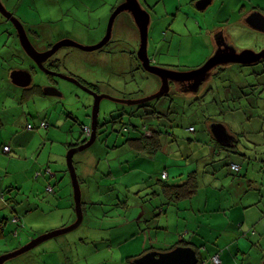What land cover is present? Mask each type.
Here are the masks:
<instances>
[{
  "label": "rangeland",
  "instance_id": "1",
  "mask_svg": "<svg viewBox=\"0 0 264 264\" xmlns=\"http://www.w3.org/2000/svg\"><path fill=\"white\" fill-rule=\"evenodd\" d=\"M121 2L122 0H25L16 3L17 7L12 4L11 12L25 25L35 46L43 50L63 38L77 39L83 45L98 43L106 34L111 8L117 7ZM141 2L152 17L149 56L154 66L187 71L206 62L211 50L193 35L202 25L200 21L202 19L195 15L197 3L193 1L190 3V0H141ZM32 5L35 8L32 9ZM192 6V9L188 8ZM214 8L210 6L207 14L215 11ZM125 16L127 15L122 14L115 22L112 39L103 49L85 52L75 47L62 48L60 52L67 53L68 57L63 64L56 66V70L81 79L99 93L111 97L137 99L150 95L158 83V78L147 73L140 65L137 59L139 43L134 45L130 40L129 28L121 29L124 33L119 34L118 25ZM36 20L40 21L39 24H35ZM5 21L8 22L0 14V25ZM41 24L50 27V31L44 29ZM3 30L0 29V34ZM34 31L38 32L39 36L41 34L40 42L35 39ZM189 31L192 32L191 36H184ZM44 32L50 35L46 39V44L43 41ZM254 41L250 38L244 46L250 48L255 46L252 49L257 51L264 49V41L260 40L259 45ZM156 42L160 48L154 52ZM17 43L20 45L19 41ZM19 49L20 51L14 52L13 57L9 59L5 52L0 51V217L8 220L4 226V237L0 240V255L24 246L41 234L70 225L67 207L69 205L73 207L74 198L67 166L69 149L65 144V135L58 131L69 134L70 140L79 138L83 125H91L94 102L90 94L66 79L55 77L52 78L56 80L55 82L50 81L49 77L33 65L20 47ZM60 56L57 58L61 59ZM6 66L8 69L33 66L31 70L34 71V83L41 85V96H32L24 105H20L22 89L8 79ZM229 71L231 78L226 81H209L213 90L203 99L196 100L193 95L177 92L175 98L165 96L153 101V106L146 110L148 113L156 111L158 116H161L159 119H155L153 114L140 117L138 114L143 110L136 111L132 105L103 100L100 122L115 120L110 125L109 132L112 134L106 144L108 146L117 144L121 147L103 145L101 139L95 146L76 157L78 161L88 157L90 150L99 152L98 158L101 161L97 172L100 175H97L95 180L103 178L101 179L103 185L117 183L115 186L119 189L117 193L121 195V202L126 200L125 192L129 191L140 192L139 200L151 198L146 194L149 189L143 190L140 187L160 188L159 183L164 171L169 173L167 180L169 183H179L190 172L199 171L197 200L181 202L178 207L181 224H177L175 216L178 209L170 207L167 217L150 220L151 227L156 230L149 229L146 234L131 236L137 227L130 221L121 227H114L118 219H133L138 214L135 200L137 195L133 194L127 199L128 208L125 209L122 206H111L119 203L118 198H114L115 191L105 193L103 189L98 196L94 193L89 195L93 203L104 202L103 208L98 212L100 215H97L91 226L83 224L77 230L51 239L6 264H132L131 257L149 246L155 249L163 245L170 247L180 242L178 238L181 236L183 239L182 235H186L187 232L189 235L185 239L190 242L191 236L199 230L201 232L198 234L203 236L204 229L209 237L196 238L201 242L198 246L209 245L210 241L218 239L217 235L220 237L225 230L230 231L229 235L235 236V239L236 236L244 237L254 244L251 256L245 260L240 258L225 260L223 257L224 264H250L255 262V259H258L257 264H262L264 232L260 227L264 225V201L249 207L247 212L250 215L244 221V214L234 207L230 210L233 211L232 214L228 211L230 219L226 216L224 220H218L226 226L215 223L217 218L221 217L218 214L222 213L219 200L209 208L213 210L212 213H207L208 210L204 206L199 208L200 194L209 187L219 189L215 190L217 192L215 196L220 198L221 202L225 201V208L234 206L233 202L240 199L238 193L248 189L250 182L251 196L258 194L255 184L258 183L259 188L264 186V62L249 66L232 65ZM239 72L242 76L237 74ZM150 79L154 80L153 88L149 86ZM48 81L59 83L62 97L44 94L43 86ZM131 113L132 116L128 115ZM122 114L124 117H120ZM44 122L49 123V127L41 126ZM215 123L227 125L235 137L240 136L238 144L240 154L224 152L233 156V163L241 167L236 173L231 171L229 164H224L225 156L215 153L217 140L213 138L211 130L212 124ZM142 124L161 129L162 149L157 154L141 155L136 158L134 154L127 152L124 143L129 137L138 136V131L132 129L131 125L141 128ZM29 125L34 129H30ZM124 126L130 130L124 132ZM5 144L11 146V153L4 152ZM214 147L216 155L213 154ZM211 158L214 163L211 162ZM221 160L225 166L219 175L210 174L211 178L201 173L204 171L202 168H207L206 172H214L215 166L220 164ZM208 163L210 165L206 167ZM47 166L59 174L57 179L51 180L57 188V194L51 199L54 200V205L58 206L59 202L61 206L53 211L48 209L51 199L43 183V179L48 175L43 174L39 180L34 178L36 172L42 170L41 167ZM76 167L80 173V165ZM236 179L242 181L236 183L234 182ZM135 183L138 188H127ZM63 184H66V188ZM2 194L6 198L17 200V204L12 203L15 210L12 206H4ZM254 199L246 197L243 202ZM36 204L39 205V210L29 212L34 213V217L25 218L29 208H36ZM160 204L159 200L153 199L152 204L147 202L146 206L153 210L154 206ZM192 205L197 213L192 211ZM216 207L217 210H214ZM17 214L24 216L18 225L13 222ZM198 222L205 227L201 228ZM229 235L222 237L227 244L225 247L227 250L235 244L234 238L228 239ZM210 260L209 257L206 264H215Z\"/></svg>",
  "mask_w": 264,
  "mask_h": 264
},
{
  "label": "water",
  "instance_id": "2",
  "mask_svg": "<svg viewBox=\"0 0 264 264\" xmlns=\"http://www.w3.org/2000/svg\"><path fill=\"white\" fill-rule=\"evenodd\" d=\"M201 1L202 2L199 3L202 5H198V7L200 9H205L211 0ZM0 14L7 21L13 24L17 31L21 49L26 54L28 59L33 63V65H36L40 72L44 73L47 77L53 76L68 80L81 87L94 99L91 115L92 120L90 125L92 134L86 142L80 146L70 148L67 153L68 172L70 174L73 188L74 210L76 215L75 221L66 227L41 234L31 239L24 246L17 248L12 252L1 254L0 264H6L8 261L30 252L41 244L59 236L71 233L83 225L85 220V213L83 209V190L79 180L77 168L75 166L74 157L76 154H79L92 147L96 142L98 137V126L100 123V110L103 100L107 99L116 103L132 106L148 103L168 94L171 90V83H177V85L181 86L182 82L190 79V81H193V85L196 87L195 91H197L204 82L210 79L214 70L218 67H231L232 65L237 64L249 66L264 62V49L260 51L251 48L238 50L235 46L223 39L220 43H218V47L215 52L206 60L203 65L199 66L198 68L180 71L158 65L154 66L149 56L150 26L152 17L150 12L143 6L141 0H122V2L113 10L108 21L106 34L98 43L92 45H83L70 38H63L45 50H40L35 46L25 25L6 7L2 0H0ZM122 14L127 16L129 15L133 24L139 31L140 41L137 51V59L147 73L157 77L160 81L161 86L156 93L141 99H122L111 97L107 94L95 92L88 86L84 85L78 78L53 71L46 65V63L50 59L55 58L59 50L64 47H75L85 52H93L106 47L112 39L115 22H117L118 18ZM247 21L255 28L264 31L263 13L254 12L248 17ZM10 80L15 86L22 89L29 88L35 84L34 74L31 68L14 69L10 74ZM43 89L44 94L47 96H63L62 92L57 86L44 85ZM211 130L217 141L224 144L234 142L235 137L230 134L224 124H212ZM198 262V253L192 246H177L168 251L153 250L135 259V264H198ZM262 264H264V260Z\"/></svg>",
  "mask_w": 264,
  "mask_h": 264
},
{
  "label": "crops",
  "instance_id": "3",
  "mask_svg": "<svg viewBox=\"0 0 264 264\" xmlns=\"http://www.w3.org/2000/svg\"><path fill=\"white\" fill-rule=\"evenodd\" d=\"M2 1L6 5V7L11 11L12 4H14V6L16 5V7H17L16 3L24 2L25 0H20V1L18 0V2H17V0H2ZM192 1L197 3V7H198V5H200V6L202 5V4H200L202 2L201 0H190V3ZM210 6H214L215 7L214 8L215 11L212 10V12L208 15L207 11H208ZM197 7H195L196 8L195 15L198 18L200 17L199 19H202V20H200L202 25L199 26V31H198L199 34L197 32L196 34H193V35H195L196 39L197 38L200 39L204 43V46L206 48L211 50V55L217 49L218 43H220L223 39H225L231 45L235 46L238 50L250 48L249 46H244V44H247L249 42L250 38L254 39L256 41V42L255 41L254 42L256 44H258V45L260 44V40L264 41V31L255 28L253 25H251L247 21L248 17L251 14H253L254 12H261V13L264 14V0H211L210 3L208 4V6L205 9H200L199 7L198 8ZM33 8H35L34 5H32V9ZM188 8L192 9L193 6L192 7H188ZM114 9L115 8L113 6L111 8L110 14H112ZM198 15H201V16H198ZM124 19H122L121 23H119V25H118V31L120 30L119 34H123L124 33V31H122L121 29H125L126 27H128L129 28L130 40L133 42L134 45H136L140 41L139 31H138L137 27L133 24V22H132V20H131L129 15L125 16ZM124 21H126V22H124ZM34 22H35V24H39L40 21L36 20ZM10 23L11 22H9V21L8 22L5 21L2 25H0V29L1 28L4 29L3 32L0 34V41L2 40V42H0V51H2V53L5 52L6 53L5 56L8 59L13 57L14 52L18 53L20 51V49H19L20 45H18V43H17V41H19V40H17V38H18L17 31H16V29L13 26H10L11 25ZM37 26H39V25H37ZM41 26L44 29H47L48 32L50 31V27H47V26L42 25V24H41ZM48 32L47 33L44 32V36H45V38L43 39V41H45L44 44H46V39H48V37H50V35H48ZM191 33L192 32L189 31V33L185 34L184 36H191L190 35ZM33 35H34L35 39H37L40 42L41 34L39 36V33L34 31ZM157 42L155 43V46H154V52L157 51L160 48V46L158 45ZM238 45L242 46L244 48L239 47ZM137 46H139V45H137ZM46 48L47 47H45L44 49H46ZM252 48H255V46L251 47V49ZM152 58L154 59V53L152 55ZM14 69H16V68L8 69L7 66L5 68V70L8 71V79L9 80H10V74H11V72ZM237 74L242 76V73L240 74V72L237 73ZM47 83H49V81ZM21 91L22 92H21V97H20V105H24V103L27 102L28 100H30V98L27 97L26 92H25L24 89H22ZM33 95H34V97H39V96H41V93L38 92L36 94L34 92ZM225 126L227 127V125H225ZM48 127H49V125H48ZM227 129L230 132V134L233 135V133L229 130L228 127H227ZM58 132L61 135H65L66 142L68 140H70V135L69 134H64L61 131H58ZM66 136H67V138H66ZM212 136H213L214 139H216L214 137L213 133H212ZM236 138L239 139L238 136L235 137V139ZM239 142H240V140H239ZM233 143L234 142L226 144V145H232ZM5 146H9L11 148V146L9 144H7V145L5 144L4 147ZM11 150H12V148H11ZM5 153H7V152H5ZM222 155L225 156L224 159L226 160V161H224L225 162L224 164H226L228 162L233 163V161H232V157L233 156H231L229 154H224V153ZM224 164H223V160H221L220 164H217L215 166L214 172H205L204 174L208 175L211 178H212V176L210 174H212L213 176L219 175L218 173H220V171H221V169H222ZM43 168L44 167H41V169H43ZM41 169H39V170H41ZM53 171L55 172V177L53 179H57L59 177L58 171H56L55 169H53ZM44 179H47V177L44 178ZM44 179H43V183L45 184V187H46V185L48 183ZM259 182L262 183L263 181H259ZM255 185H256V188H259V184L258 183L255 184ZM63 186H65V188H66V184L65 185L63 184ZM215 190L218 191L219 189H217L215 187H213V188L209 187L207 189V191H205L203 194L202 193L200 194V197H199V208L201 209V207L204 206V208H206V210H208L207 213L208 212H213V210H210L209 208L211 207V205L216 204L217 200H219L220 210H224V209L231 210V209H233L235 207L237 211L242 212L244 214V216H243V221H244V220L247 219L248 215H250L247 212V209L250 206H252V205L254 206L257 203V200H258L257 199L258 195L247 196L246 193H244V192L241 193L240 192V193H238V195L239 196L242 195V198L243 197L244 198H246V197H249V198L254 197L255 199L254 200H249L248 202H243V200L240 199V201L238 203H236L233 200L234 201L233 202L234 206H229V207H225L224 208L225 201L222 200V202H221V199L218 198L217 196H215L216 193H217V192H215ZM100 193L101 192L98 191V192H95L94 194H100ZM261 194L263 195V198L259 202L264 201V186L261 187ZM89 195H90V192L87 191L86 192V197H85V194H84L83 198L86 199V202H88L90 204L91 200L89 199ZM51 197H53V196L50 195V199H51ZM50 201H51V205L48 206L49 211H53V210H55V208L61 206V205H59V202L57 203L58 206L54 205V200L53 199H51ZM36 206H37L36 208H29L28 214H27V216L25 218L34 217L33 216L34 213L30 214L29 212H33V211L36 212L37 210H39V205L36 204ZM67 209H68L67 218L69 220L68 222L71 224V223H73L75 221V215L73 213V207H71L69 205L67 207ZM214 210H217V207ZM230 213L232 214L233 211H231ZM230 213L228 212L229 219H230ZM168 214H169V210H168L167 213H162L161 212V215L157 219L164 218V216L167 217ZM218 215L221 216V217L220 218L218 217L215 223H221L222 224V222H219L218 220L219 219L224 220V218H225L224 215L225 214L221 213V214H218ZM175 216L177 217V224H181L180 210L176 212ZM23 218H24V216H23ZM263 218H264V216H263ZM192 220H193V218H192ZM120 223H121V221L119 222L117 220V223H116L114 228L118 227V225ZM122 225H123V223H122ZM198 225H200L201 228L205 227V226L203 227V225L200 224L199 222H198ZM214 226L215 225H213V227ZM222 226H226V225L222 224ZM260 228L264 232V225L261 226ZM199 232H201V230L197 231V233H195V234H193L191 236L190 242L194 244L192 247L196 248V250L198 251L200 257H202L204 260L205 259L207 260L212 255L214 256L216 254H220L221 259H222V264H224L223 257L225 258V260H227V259L228 260H237L238 258L245 260L248 256H251V254H252L251 251L254 248V244L251 242V240L246 239L244 237H240V236H236V239H235L234 238L235 236H230L229 234L231 232L227 231V230H225L220 237L217 235L218 239L216 238V239H214V241H210L209 245H205V246L204 245H200V246H198V243L201 244V242L196 240V238L203 239L204 237L208 236L206 234L205 229L203 230V236L204 237L201 236L200 234H198ZM178 234L181 235V233H178ZM185 234L186 235H182L183 239H181V236H180V238H178V237L177 238L180 239V240H186L185 238L189 235V232H187ZM138 235H143V234L142 233H140V234L138 233ZM226 235H229L228 239H231V238L235 239V244H233L232 247H230L231 251L227 250L225 248L227 244L224 242L222 237L226 236ZM213 243H214V245H213ZM151 247H153V246H151ZM151 247L149 246L146 249H149ZM168 248H169V245H163L161 247H158L157 249H155V247H154V249H152L151 251H153V250L168 251V250H166ZM146 249H144V250H146ZM144 250H142L140 253H138V254H136L134 256H137L136 258L141 257L142 255L147 253V252H144ZM262 260H264V258ZM257 263H258V259H255V262L250 263V264H257ZM262 263H263V261H262Z\"/></svg>",
  "mask_w": 264,
  "mask_h": 264
},
{
  "label": "trees",
  "instance_id": "4",
  "mask_svg": "<svg viewBox=\"0 0 264 264\" xmlns=\"http://www.w3.org/2000/svg\"><path fill=\"white\" fill-rule=\"evenodd\" d=\"M17 40H19V39L17 38ZM51 46L52 45L50 44L48 46V48H50ZM32 72H34V71H32ZM81 82H83V84H86L84 81H81ZM24 90L26 92L27 97L31 99V97L34 96L33 95L34 92L36 94L38 92H40L41 85L34 84L31 87L26 88ZM31 91H32V93H31ZM173 98H175V96H173ZM159 99H157V100H159ZM154 101H156V100H154ZM151 104H152V102H150L146 105H142L140 107H137L136 111L143 110V112L138 114V115L140 117L144 118L148 115L153 114L155 119L161 118V116H158V113L156 111H152L151 113H148V110H146L145 107L148 108L150 106H153V104L152 105ZM128 115L132 116L133 113L128 114ZM120 117H124V114L120 115ZM114 122H115V120L112 119V120L105 121L103 123H101V122L99 123L98 132H97L98 137H97L96 142L93 144V146H95V144H97V142L101 139H102L101 141L103 142V145L108 146L106 143H107V140L109 139L110 135L112 134V132H109L110 128H111L110 125L113 124ZM29 126H32V125H29ZM141 126L142 127L140 128L139 126H136V125L132 126L131 125L132 129H135V131H138V136L136 138L129 137L124 143L127 147L126 148L127 152L130 153L131 155L134 154L136 158L138 156H141V155L142 156H151V155L157 154L162 149V142H161V138H160L161 132H162L161 129H159V128L154 129L152 126L145 125V124H142ZM88 127L90 128L89 125H83V130L81 132L80 137L77 138L76 140H74V139L68 140L65 143L68 149H70L72 147L80 146L88 140V138L91 136V135L90 136L86 135V128H88ZM32 129H34L33 126H32ZM90 130H91V128H90ZM124 130L128 131V130H130V128L125 129V126H124L123 131ZM192 130H193V127H191V131ZM148 132H150V133H148ZM120 133H123V132H120ZM238 137H240V136H238ZM238 144H239L238 142H236V143L234 142L232 145H226V144H223V143L217 141L216 152H215V147H214L213 148V154L216 155L215 153H219L222 155L226 151L229 154H231V153L232 154H240V151L238 149V147H239ZM108 147L120 148L121 145L117 146V144H114L113 146H108ZM11 151L12 150L10 148V151L8 153H11ZM98 153L99 152H96L95 150H93V151L90 150L88 152V157H85V158L83 157V158L79 159L78 161H76V157L78 154H76L74 157L75 166L80 165V173L78 172V169H77V172H78L79 180H80V183L82 186L83 195L85 194V197H86L87 191L90 193H95L98 191H100L102 193L103 189H104L105 193L110 191V190L113 192L115 191L114 193H115L116 197H114V198H118L119 203H114L111 206H117V207L122 206L125 209H127L128 208L127 199H129L133 194H136L137 198H135V200L137 201L136 207L138 208V214L133 219H118L119 222L121 221V223L118 225V227H121V226L127 224V221H130L132 223V225H135L137 227V229L135 230V233L132 234L131 236L135 237L138 233L139 234L140 233L146 234L149 229L156 230V228L151 227V223H149L150 220L158 218L161 215V212L167 213L170 207H173V209H178L181 202H184L187 200H190V201L191 200H197V196H198V192H199L200 172L195 170V171L190 172L188 174V176L179 183H169L167 181L169 179V173L164 171L163 174L161 175V181L159 183L160 188H156V187L153 188V186L140 187L143 190L149 189V191H147L146 194L151 196V198H147L144 201L139 200V196L141 195V194H139L140 192L131 193V191H129V192H125L127 195L126 200L124 202H121V195L117 193V192H119V189H117V187L115 186V185H117V183H109V185L108 184L103 185L102 180H101L103 178H98L100 180H95V177L97 175H100L97 172L98 168H99V163L101 161L100 158H98V156H99ZM89 155H90V157H89ZM212 158L214 159V156H212ZM212 158H211V162L214 163ZM226 164H229L228 166L230 167L231 171L234 173L241 170V167L237 164H234L231 162H228ZM209 165H210V163H208L206 165V167ZM223 166H225V165H223ZM234 166H237V167L235 168ZM206 169L202 168L201 170H204V171H202L201 173L204 174L206 172ZM43 174L48 175V176H46L47 177L46 182L48 183L46 185V192H48V194H50L52 196L56 195L57 194V192H56L57 188L55 187V185L51 181L55 177V172L53 171V169L50 166H47L46 168H43L41 171L36 172L34 178L36 180H39ZM113 178L116 179V177H113ZM239 181H241V180L240 179L234 180V182H236V183ZM249 186L250 187H248V189H246L244 191V193H246L247 196H251L250 195V189L252 186V182H250ZM133 187L138 188L137 183H135L132 187H127V188L130 189ZM256 191L258 193L257 195L259 196V197L257 196V199L259 201L262 200L263 195L261 194V188H257ZM100 194H97V196ZM1 198L5 202L4 206H8V207L12 206V209L15 210V207L13 206L12 203L13 202L18 203L16 199L6 198L3 194L1 196ZM153 199H154V201L159 200L161 202V204H160L161 207L160 206H154L153 210H151L149 207H147L146 203L149 202L150 204H152ZM240 199L244 200V197L242 198V195H240ZM240 199L238 201H235V202L238 203L240 201ZM257 203H261V202H257ZM103 205H104V202H102V201L101 202L95 201L94 203L91 201V203L89 204L88 202H86V199L83 198V209H84V213H85V220H84L83 224L91 226V224L93 222H95V220L97 219V215L98 216L100 215V213H98V212H99L100 208H103ZM72 206L74 208V203ZM165 206L168 208H164ZM191 208H192V211L196 212V209L194 208L193 205L191 206ZM179 210L180 209H178L177 211H179ZM228 211L230 212V210L224 209L221 212L223 214H225L224 216L226 217L229 215ZM208 213H212V212H208ZM74 215H75V210H74ZM22 218L23 217L21 215L17 214L13 218V222L18 225L22 222ZM75 218H76V215H75ZM7 221L8 220L6 218L0 217V240L4 237V232H5L4 226L7 223ZM122 223H123V225H122ZM193 245L194 244L191 242H188L186 240H181L180 242H176L174 245L170 246L166 250H171L177 246H193ZM152 249H154V247L146 249V250H144V252L151 251ZM195 250H196V248H195ZM197 253H198V251H197ZM216 255L220 256V254H216ZM136 257L137 256H132L130 259V261L133 264H135V258ZM198 257H199L198 264H206L207 260L206 259L204 260L202 257H200L199 253H198ZM212 257H213V255L210 257L211 258L210 261H212ZM220 258H221V256H220Z\"/></svg>",
  "mask_w": 264,
  "mask_h": 264
},
{
  "label": "flooded vegetation",
  "instance_id": "5",
  "mask_svg": "<svg viewBox=\"0 0 264 264\" xmlns=\"http://www.w3.org/2000/svg\"><path fill=\"white\" fill-rule=\"evenodd\" d=\"M71 39V38H70ZM72 40H75V39H72ZM75 41H77V39L75 40ZM78 42V41H77ZM51 45H53V44H51ZM48 48V47H47ZM46 48V49H47ZM62 49V48H61ZM60 49V50H61ZM43 50H45V49H43ZM60 50H59V52H58V54L55 56V58H53V59H50L47 63H46V65L50 68V69H52L53 71H57L56 70V66H58V65H61V64H63L64 63V61H65V59L68 57V55H67V53H63V52H60ZM63 57H61V56ZM57 56H60L61 57V59H59V58H57ZM141 65V64H140ZM34 66L36 67V65L34 64ZM31 68H33V66L31 67ZM37 68V67H36ZM229 69H230V66H222V67H218V68H216L215 70H214V72H213V74H212V76L210 77V79L208 80V81H206V82H204L200 87H199V89L197 90V91H195V85H193V81H190V79L189 80H186V81H184V82H182L181 83V86L180 85H177V83H171V90H170V92L168 93V94H166L167 96H171V97H173L177 92H181V94L183 93V94H186V93H188V95H193L194 96V99H203V98H205L206 96H208V94H209V91H212L213 89V87H212V85H211V83L209 82V81H212V82H216V81H218V80H222V81H226L227 79H229V78H231V73H230V71H229ZM58 72V71H57ZM52 78H55V77H53V76H49V80L51 81V80H53L54 82L56 81V80H54V79H52ZM56 78H58V77H56ZM148 79L150 78V77H147ZM80 81H82L81 79H79ZM148 81V80H147ZM158 81V83L156 84V86H155V88H153V83H154V80L153 79H150V82H149V86H151L152 88H153V91L152 92H150L149 94L151 95V94H154V93H156L158 90H159V88H160V86H161V83H160V81L159 80H157ZM83 83V82H82ZM45 85H54V86H57L58 88L60 87V85H59V83L58 82H56V83H53V82H49V83H46ZM84 85H86V86H88V84H84ZM90 89H92L93 91H95V92H98L94 87H92V86H88ZM99 93V92H98ZM165 95V96H166ZM149 96V95H148ZM165 96H163V97H165ZM145 97H147V96H145ZM145 97H142V98H145ZM122 99H127V98H122ZM137 99H141V98H137ZM151 102H153V101H151ZM148 103H150V102H148ZM148 103H143V104H139V105H135L134 106V108L136 109L137 107H140V106H142V105H146V104H148ZM127 105V104H126ZM145 108H147V107H145ZM148 133H150V132H148ZM234 142L236 143V142H238L239 143V139L238 138H236V139H234ZM91 148V147H90ZM89 149V148H88ZM87 150V149H86ZM83 152H85V151H83ZM82 152V153H83Z\"/></svg>",
  "mask_w": 264,
  "mask_h": 264
},
{
  "label": "built area",
  "instance_id": "6",
  "mask_svg": "<svg viewBox=\"0 0 264 264\" xmlns=\"http://www.w3.org/2000/svg\"><path fill=\"white\" fill-rule=\"evenodd\" d=\"M42 126L44 128H47L48 127V123H45L44 122V123H42ZM29 128L32 129V126H29ZM86 135L87 136H90L91 135V130H90L89 127L86 128ZM4 151L8 153L10 151V147L9 146H5L4 147ZM234 167L236 168L237 166H234ZM212 262L215 263V264H221L222 263V260H221V258H220L219 255H215V256L212 257Z\"/></svg>",
  "mask_w": 264,
  "mask_h": 264
}]
</instances>
